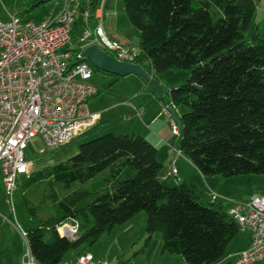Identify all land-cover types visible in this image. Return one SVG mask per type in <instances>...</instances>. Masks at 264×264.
<instances>
[{"label":"trees","instance_id":"16d2710c","mask_svg":"<svg viewBox=\"0 0 264 264\" xmlns=\"http://www.w3.org/2000/svg\"><path fill=\"white\" fill-rule=\"evenodd\" d=\"M119 1L139 33L135 63L154 78L188 74L169 91L167 104L186 108L176 116L180 136L172 145L205 177L264 175V19L256 22L254 0ZM98 7L87 0L81 11L94 20ZM82 32L77 20L69 49ZM105 75L97 95L121 79ZM163 168L146 138L106 134L81 144L67 163L30 173L13 203L36 264L72 260L140 213L146 246L159 233L163 254L221 264L240 235L238 223L223 202L203 200L196 183L162 179ZM65 225L76 226L77 235L62 234ZM71 251L78 254L67 258Z\"/></svg>","mask_w":264,"mask_h":264},{"label":"built area","instance_id":"2783aa9c","mask_svg":"<svg viewBox=\"0 0 264 264\" xmlns=\"http://www.w3.org/2000/svg\"><path fill=\"white\" fill-rule=\"evenodd\" d=\"M89 1L99 3L97 11L104 8L105 0ZM97 11L92 20L89 9L81 11L65 0L57 13L41 21L23 20L17 15L0 21V182L12 202L13 212L18 177L30 174L24 151L33 140L39 138L48 149H54L71 141L99 118L88 111V102L99 89L92 83V67L82 61L86 60V48L97 45L120 62L136 64L137 48L112 39L104 17L97 16ZM79 17L83 32L76 47L69 49ZM169 107L163 104L160 115L167 118L173 138H178L180 127ZM170 146L176 155L183 156L172 143ZM177 174L173 161L170 176L175 178ZM210 198L213 202L228 201L215 192H211ZM233 202L230 216L238 223L240 232L250 234L248 247L232 256L235 264L264 262V195ZM61 232L74 237L78 230L65 225ZM21 264H36L29 247ZM62 264L96 262L90 254L82 253Z\"/></svg>","mask_w":264,"mask_h":264},{"label":"crops","instance_id":"0c3cea01","mask_svg":"<svg viewBox=\"0 0 264 264\" xmlns=\"http://www.w3.org/2000/svg\"><path fill=\"white\" fill-rule=\"evenodd\" d=\"M47 1L48 0H0V21H8L12 15H17L23 20L41 21L44 18L57 13L63 3L60 1L55 10L48 16H44L42 18H32L31 14L40 11L42 4ZM70 1L73 6H78L81 10L83 3L87 0ZM254 2L257 6V10L264 7V0H254ZM105 4L102 10L97 11V16L102 15L104 17L106 31L112 35L113 38L118 39L108 27L109 16L105 14ZM78 24L81 26V30L83 31L82 18L78 20ZM167 75L170 74L165 73L163 75L155 76L159 82L163 97H160L156 90L153 87L151 88L144 79L131 75L133 78L130 80L129 84H127V87L128 89L133 87V89L128 92L127 95L123 93L120 94V92L116 90L115 92L118 94L116 98L117 100L112 106L99 108V99L96 97L100 94L92 98L88 102V111L91 114H98L99 118L91 126L82 131L80 134L81 141H90L110 133L114 135H140L146 138L158 149V160L164 167L161 175L162 179L171 178L170 169L172 162L174 161V165L178 172L177 177L172 178L175 184L182 181H192L196 183L199 195L205 201L211 199V192H215L219 197L228 200L217 201L218 203L223 202V207L226 211H229L234 205L233 200H248L252 196H258L249 190L251 187L248 188L250 184H253L255 178H252L251 176L249 177L248 175L228 179H222L220 177L216 178L217 176L205 177L184 155L178 156L172 151L170 144L173 140V136L171 134L167 118L160 116V112L162 105L167 104L169 101L170 89L176 87L180 83H183L184 80H186L185 78H188V76H184L185 74H178L180 77V79H178L179 81L173 82L168 81ZM108 116L111 125L108 124V126L103 127V125L107 124L104 123V119ZM113 126H118V129H115ZM113 130L115 131L113 132ZM0 193H4L1 182ZM225 202H228L227 208H225ZM17 224L20 226L17 220L16 211L13 212L12 219L8 214H4L0 211V264L22 263L23 251L20 238L14 232V229L20 231ZM240 233L246 234L247 240L244 245L236 247L234 251L231 252L230 257L247 248L250 243L249 232ZM25 240L27 241L26 238ZM162 245L163 242L161 240L160 249ZM161 255L163 257H167L166 255L168 254H163L161 250ZM177 259L179 264H186L183 258L179 257Z\"/></svg>","mask_w":264,"mask_h":264},{"label":"rangeland","instance_id":"374dc122","mask_svg":"<svg viewBox=\"0 0 264 264\" xmlns=\"http://www.w3.org/2000/svg\"><path fill=\"white\" fill-rule=\"evenodd\" d=\"M60 1L64 2L65 0H48L47 2L42 4L41 10L31 14V17L42 18L44 16L50 15L58 6ZM104 11L105 14L109 16L108 27L110 31H112L126 47L138 48L139 33L136 32L128 23L120 1L106 0ZM80 18L81 17H79L78 20H80ZM263 19L264 7L257 10L256 22L260 23ZM167 74H170L167 75L168 81L173 82L179 81L178 79H180V77L178 74H185L184 76H188L186 72L169 71L167 72ZM132 78V76L121 78L116 85L112 86L109 92L100 93V95L96 97L97 99H99V108L110 107L116 102V98L118 95L115 92L116 90H118L120 94L123 93L127 95V93L133 89V87L130 89H128L127 87V84H129ZM185 79L187 80L188 78ZM186 80H184V82ZM108 81L109 77L102 72H95L92 78V83L98 87L104 86L108 83ZM185 111V107L178 108L176 110V116L180 117ZM160 116L164 117L163 115ZM104 123L107 124L103 125V127L108 126V124L111 125L109 116L104 119ZM113 127H115V129H118V126ZM114 131L115 130H113V132ZM81 133L82 131L79 132L71 141L62 144L54 149H48L41 139H34L33 142L24 151L25 157L30 164L29 173L36 172L46 167L54 166L60 163H67L71 157L78 153L80 145L89 141H81ZM248 176L255 178L253 184H250L248 186V188L251 187L249 188V190L257 194L258 196L264 195V175ZM26 179L27 175H20L18 177V184L25 181ZM224 205L225 208H227L228 202H225ZM0 211L4 214H8L11 219L13 218L12 202L5 193H0ZM146 223L147 217L145 213H140L124 225L115 227L112 232L104 233L96 243H94L90 247H84L80 249V252L83 251L90 254L96 264H179L177 258H182L181 256L178 257V255H166L167 257H163L161 255V234H154L152 236L151 242L148 244V246H146V241L148 238V235L146 233ZM14 232L20 238L21 247L24 254L28 250L27 241L20 233V231L14 229ZM246 240L247 235L244 233H240L238 238L231 244L227 253V258L223 260L221 264H235L234 258H230L231 252L234 251L236 247L244 245ZM77 254L78 251H71L67 254V258H71ZM255 264H264V262Z\"/></svg>","mask_w":264,"mask_h":264},{"label":"water","instance_id":"95a60500","mask_svg":"<svg viewBox=\"0 0 264 264\" xmlns=\"http://www.w3.org/2000/svg\"><path fill=\"white\" fill-rule=\"evenodd\" d=\"M84 56L99 72L118 76L120 78L128 77L131 75L140 77L146 82L151 83L157 94L160 97H163L157 79L151 76L142 66L138 64L120 62L115 57L107 54L105 51L100 49L97 45H92L86 48V50L84 51ZM169 110L173 118L176 119L179 127H181V122L176 118L175 109L171 106L169 107Z\"/></svg>","mask_w":264,"mask_h":264}]
</instances>
